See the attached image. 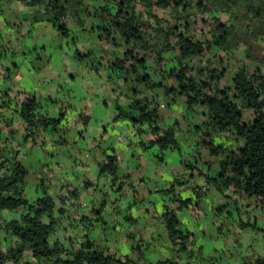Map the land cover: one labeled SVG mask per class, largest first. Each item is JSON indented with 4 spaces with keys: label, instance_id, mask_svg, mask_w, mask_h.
<instances>
[{
    "label": "trees",
    "instance_id": "trees-1",
    "mask_svg": "<svg viewBox=\"0 0 264 264\" xmlns=\"http://www.w3.org/2000/svg\"><path fill=\"white\" fill-rule=\"evenodd\" d=\"M0 21L2 31H8L0 34V79L11 82L21 66L15 59L27 54L47 63L60 49L65 57L86 62L90 70L103 73V84H112L117 91L116 99L105 102L109 107L105 125L128 121L135 138L145 135L137 146L158 148V163L165 151L180 152L179 120L163 124L172 120L163 111L169 101L180 110L179 117L183 112L193 116L190 126H184L188 134L204 128L201 140L191 141L194 147L200 144L190 155L192 161L182 159V174L173 173L161 190L172 194L171 206L162 204L165 239L176 254H186V262L190 261L185 264L195 256L194 237L177 213L184 208L195 213L207 195H214L212 209L219 214L234 207L240 230L264 236V0H0ZM37 24L50 25L57 36H71L73 47L85 36L95 41L83 51L60 45L46 52L47 45L37 43L27 50L22 38ZM10 32L16 37L9 39ZM122 98L125 105L119 102ZM68 109L69 105L13 85L2 93L0 213L25 212L10 220L0 217L4 234L0 264H177L170 259L143 260L138 247H131L132 253L140 252L136 258L101 249L90 236V231L107 227L105 200L98 203L94 196L90 204L77 202L81 195L77 184L81 182L88 192L104 177L113 185L120 181L117 190L127 185L135 194L140 185L129 183L131 172L117 176V158L112 150L100 147L103 140L87 150L97 166L94 182L81 179L52 192L46 183L50 173L45 171L38 176L40 196L33 201L26 198L30 170L22 158L32 157L35 147L47 143L65 144L59 127ZM81 121L85 126L88 117ZM217 137L224 140L215 143ZM185 191L191 195L183 199ZM124 220L135 219L129 214ZM196 250L200 252V247ZM260 253L242 257L239 264H264V249ZM207 261L213 264L214 259Z\"/></svg>",
    "mask_w": 264,
    "mask_h": 264
},
{
    "label": "rangeland",
    "instance_id": "rangeland-1",
    "mask_svg": "<svg viewBox=\"0 0 264 264\" xmlns=\"http://www.w3.org/2000/svg\"><path fill=\"white\" fill-rule=\"evenodd\" d=\"M43 33L44 38L41 42L37 43V46L39 47L42 44H46V52L50 51L51 48H58L60 45L63 46V49H67L69 47V51H71V49L73 50L74 47H77L78 50L83 51L84 49L90 48L87 44L91 46L95 41V39L91 36H85L83 38H79L77 41V45L73 47L70 43L71 36H57L55 30H53V28L50 26L46 31L44 30ZM25 41L26 43L22 46H25L26 49L29 50L31 45H29L30 43H28L27 40ZM68 44L69 46H67ZM84 45H86V47H84ZM57 50L60 51V49H55L54 52H56ZM28 55L29 54H27L26 57H22L25 58L26 61L28 60L29 66L33 69H36L37 71L39 70L43 72L47 63L45 61L34 59V56L33 58H31L32 55L28 57ZM21 58H17V60L15 59V61L20 65L23 60ZM69 60H71L70 62L72 63L68 66L69 69L77 67H87L86 62H79L74 59ZM56 61L57 60H54L53 63L55 64ZM103 65L105 67L106 63L103 62ZM46 73L47 71H44L43 75ZM160 101L163 102V99L161 97ZM168 105H170L169 108L166 106V109H163V111L168 115V117H171L172 120L167 119L163 124L172 125L174 122L173 120H179L178 124L181 125L180 127H183L180 135L179 131L176 132V139L180 152L167 150L163 154V161L158 163L156 154H159V150L156 146H153L146 150H142L139 146L136 145L135 147H133L130 153H133L135 157L144 156L147 161L144 162V166L142 169L137 170L135 166L131 164V159L128 158L129 154H117L116 156L119 159V169L117 170V176L119 178H121L122 174L124 173L122 171V168H129L131 165H133L134 168H130V170L134 171H131V180L129 181V183H133V180L135 181L136 175L138 176L139 174H144L147 176V170L152 171L156 164L157 166L162 165V167H169L170 170L174 171V174H182L184 170L183 167L179 165L181 160L185 159L188 163L192 159L190 155H193L197 148L199 149L200 144L195 146V148L191 141L195 140V143L199 142V139L202 137L204 128L201 127L202 130H199L197 133L188 134L184 126H190L193 116H185V112H183L184 117L181 118L179 117L181 115L178 107L175 108V105L170 101ZM194 122H196V120H194ZM120 123L121 124H119L118 126L122 127L123 129V125H128V121L125 120L120 121ZM174 127L176 128V126ZM118 131L121 130L117 128L115 133H117ZM122 131L125 132V129ZM123 132H119L123 139L130 138L129 135L124 134ZM179 136L185 138V140L188 142L190 141L188 144L191 145L186 146L184 141ZM138 138L145 139V135H142L141 137L138 136ZM138 138H130V141L132 143H136L139 140ZM221 140L224 139L219 137L213 139L215 143H218ZM111 143L115 145V142L113 140ZM101 147L106 149L108 153L112 152L110 149V144L104 146L101 145ZM200 160L202 163H205L207 160V157L202 153V151L200 154ZM153 161L155 164H152ZM22 162L24 163V165L28 166V159L22 158ZM202 163L199 164L201 167L203 166ZM127 170H125V173H127ZM186 174H188V171ZM114 184L115 185H113L112 181L109 182L103 177L94 186V188L89 189L86 194V198L84 197V202L78 201L80 203L90 204V201L94 196H97L98 203H101L102 200H105V210L103 213V218L105 220V224H107V227L99 228L98 231H90V236L95 240L96 245L101 249L117 251L121 255L131 254V256H133L134 258H136L143 250V260H148L151 262H156L158 260H164L167 258L170 260H175L177 264L189 263L190 260L188 262H186L185 260L186 256L184 255L186 254H176V252L172 249L170 243L165 239L166 233L161 218V213L163 211L162 204H168L169 206H171L169 203V199L172 195L171 193H164L163 191H161L163 187L164 189H166V183L161 180H146L145 190L149 189L152 190V192L143 196L139 192L138 188L136 190L138 194L136 195L129 190L127 185H124L122 189L117 190L120 185V181H115ZM190 185L191 183L189 182L186 186ZM156 187L161 189L158 191L156 190ZM178 192L179 191H177L176 189V193ZM189 195H191L190 191L181 192V197L183 199ZM134 196L137 198L134 199ZM212 198L214 199V195H212V197H210L209 195L203 197L198 208L199 211L195 210V213H192L191 210H187L185 208L177 213L178 219L180 220L183 227H185L187 231L193 234L194 237L195 249L193 250H195V256L191 258L190 264H209L210 261H207V259L209 258L214 259L213 264H239L242 257H249L251 256L252 252H255V254H259L258 252L261 251L262 248L264 249V236H261L260 233H249L248 230H240L238 228V223L240 224L241 221L240 215L237 214V211L234 209V207L229 206L228 208H226V211H224V213L219 214L216 209H212ZM216 200L218 201V199ZM213 202L214 204H218L214 200ZM226 212H230L231 214ZM128 213L132 218L135 219L134 223H129L124 220V216L129 215ZM0 217L4 220H10L14 219L15 216L10 217L7 211H3L0 213ZM219 227H221V229H219ZM113 229L115 230L113 231ZM224 231H226L227 233H225ZM131 236H133L132 240ZM161 238L163 239V241H161ZM0 239H4V234L1 229ZM123 239H125L127 242L123 241ZM5 243L7 244L8 241H6ZM127 244L129 245V247L126 246ZM9 245L10 244H7L6 246ZM131 247H138L140 249V252L138 249H136L135 253H132L130 249ZM198 247H200V252L196 250V248ZM128 249L131 252L128 251Z\"/></svg>",
    "mask_w": 264,
    "mask_h": 264
},
{
    "label": "crops",
    "instance_id": "crops-1",
    "mask_svg": "<svg viewBox=\"0 0 264 264\" xmlns=\"http://www.w3.org/2000/svg\"><path fill=\"white\" fill-rule=\"evenodd\" d=\"M19 9H22V7L19 6ZM49 26L37 24L32 26L30 31L26 27L25 29L29 32L22 40L25 41L26 39L30 43L29 45H36V43L44 38L43 31H46ZM2 27L3 22L0 21V34L4 35L8 33L6 30L5 32L2 31ZM9 34V39L16 37L12 32ZM69 59L65 57L63 51L57 50L52 54L43 72L31 68L28 60H23L16 77L11 82L0 79V100L2 99V93L8 91L10 86L13 85L25 93L34 91L43 97H50L70 107L65 114L62 125L59 127V133L65 140V144L52 146L47 143L43 148L35 147L32 157H28V155L23 156V158L28 159V168L30 170L27 176L28 181L26 179L27 188L25 190V196L29 201H33L40 196L41 190L39 188L38 176H44L45 171L50 173L46 179V183H49L52 192L57 191L65 185H76L81 179L94 182L97 166L91 160L87 150L99 141L103 140L101 144L103 146L110 144V149L114 152L115 156L117 154H129L128 158L131 159V164L136 169L139 166L143 168L144 162L147 161L144 156H138L139 160H137V157L133 156V153H130L136 144L130 141V138L135 139V137L134 131L130 130L128 125H123L125 132L122 131L124 130L122 127L118 126L121 124L119 121L110 123L108 126L105 125L106 112L109 110L105 102L110 103L116 99L115 94L117 91L113 90L112 84H103V73H97L88 67L69 69L68 66L72 64ZM54 60H57L55 64L53 63ZM44 71H47V73L43 75ZM119 102L123 105L126 104L123 98ZM81 117H88V123L85 126L83 121H81ZM117 128L121 131L115 133ZM119 132L129 135L130 138L123 139ZM112 140L118 147L111 143ZM116 158L118 162L119 159L117 156ZM152 164H155L154 161ZM133 165L129 168L123 167L122 171L124 173L127 169V172L134 171L130 170V168H134ZM179 165L181 166V164ZM173 172L169 167L157 166L156 164L152 171L147 170V173L150 175H136L133 182H140L138 190L143 196L147 195V190H145L146 180H161L164 183H169L173 179ZM77 185L81 191L80 199L77 202H84L87 191L82 190L81 182ZM134 198L137 197L134 196ZM24 212L23 209H19L16 212H8V215L17 218ZM123 241L126 240L123 239ZM126 246L129 247L128 244ZM7 247H10V245ZM128 251L130 250L128 249ZM258 253L260 254V251ZM164 260H167V258Z\"/></svg>",
    "mask_w": 264,
    "mask_h": 264
}]
</instances>
